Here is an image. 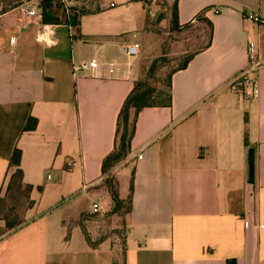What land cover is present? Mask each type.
I'll return each instance as SVG.
<instances>
[{"label": "crops", "instance_id": "obj_1", "mask_svg": "<svg viewBox=\"0 0 264 264\" xmlns=\"http://www.w3.org/2000/svg\"><path fill=\"white\" fill-rule=\"evenodd\" d=\"M41 2L0 0V191L18 148L34 201L30 221L0 240V264H264V67L257 100L230 89L247 66L250 40L264 62V21L247 18L256 12L264 20V0H178L180 27L207 18L212 39L173 74L172 104L137 115L122 172L131 210L118 248L95 241L89 223L100 212L119 113L139 78L124 47L162 17L169 21L175 0H166L165 16L161 0H57L85 10L83 37L44 23ZM92 59L103 63L102 76L75 72ZM30 117L37 125L26 130Z\"/></svg>", "mask_w": 264, "mask_h": 264}, {"label": "trees", "instance_id": "obj_2", "mask_svg": "<svg viewBox=\"0 0 264 264\" xmlns=\"http://www.w3.org/2000/svg\"><path fill=\"white\" fill-rule=\"evenodd\" d=\"M56 1V2H53ZM41 13L43 22L46 24H60L64 23L70 26L75 37H83L81 34V16L85 13V10H78L77 8H67L62 4H59L57 0H42ZM203 19L209 28V38L207 43L198 50L187 55L182 63L174 68L166 77L165 81L161 83L151 82L160 67L165 65V59L156 58L149 66L144 78L139 77L134 85L133 90L126 98L123 107L118 116L117 131L115 137V146L113 151L103 160V174L105 175L103 183L107 188L109 195L113 201L112 213H118L125 205V200L120 197L119 185L115 180V176L112 174V170L120 162L124 161L131 152V144L136 131V118L138 113L146 107L152 106H170L172 104V76L179 70L185 68L192 57L199 51L208 47L212 39L213 23L207 18ZM170 23L173 29H180L178 20V0H175L171 7ZM188 26V25H186ZM184 26V27H186ZM37 125V119L30 117L26 125V130L35 129ZM246 145L248 147V160H249V179L254 180L255 174V150L249 146L248 139L246 138ZM21 150L16 148L10 158V166L15 170L12 173L7 186V192L18 185V188L22 187L26 190V198L31 207L34 201L30 198V193L33 186L25 184L23 182V170L21 169ZM6 200L0 197V204ZM131 195L127 199V213L131 210ZM5 228L7 231H14L26 224L25 220L19 217L15 206H10L4 215ZM87 240L91 242L89 234L84 230ZM92 243V242H91ZM228 264H236L234 259L229 260Z\"/></svg>", "mask_w": 264, "mask_h": 264}, {"label": "rangeland", "instance_id": "obj_3", "mask_svg": "<svg viewBox=\"0 0 264 264\" xmlns=\"http://www.w3.org/2000/svg\"><path fill=\"white\" fill-rule=\"evenodd\" d=\"M161 4V15L165 16L166 0H161ZM67 8L71 9L72 7L68 6ZM208 38L209 28L204 20L180 29H173L170 20L165 21V18L163 20L162 17L158 23L149 26L144 36L138 40L140 44L139 55L133 59H135L137 63L139 77H145L149 66L156 58H163L165 59V65L158 69L154 79L151 80V82H156L160 86H163L161 83L165 81L167 75L174 68L178 67L187 55L203 47L207 43ZM124 162L125 161H122L117 165L120 166L118 172L121 170L118 177L112 171L119 185L120 196L126 201L124 207L118 213L111 212L113 201L103 183L101 191L102 197L100 198V212L94 216L93 220L89 223L91 234L95 241H109L114 243L117 248L123 244L128 207L129 179L127 180V178L122 177ZM26 195V190L23 187L19 189L18 185H15L14 188L8 192L7 188L0 191V197L6 200L4 203L0 204V218L4 217L10 206H15L19 217L24 219L27 224L31 217L26 216L28 206L30 205ZM76 196L77 195L73 197ZM69 201L70 200L66 198L60 204H65ZM10 232L12 231H7L5 228V221L0 219V240L5 238Z\"/></svg>", "mask_w": 264, "mask_h": 264}, {"label": "built area", "instance_id": "obj_4", "mask_svg": "<svg viewBox=\"0 0 264 264\" xmlns=\"http://www.w3.org/2000/svg\"><path fill=\"white\" fill-rule=\"evenodd\" d=\"M146 4L154 2V0H141ZM214 13H218V9L213 10ZM28 16H35L37 14V8H31L27 11ZM247 18L254 22H263L264 20L259 13L251 12L247 14ZM140 51V44L134 43L124 47V52L129 57H137ZM248 63L230 82V89L234 92L243 94L247 99L255 101L260 96V85L258 81V71L264 67V62L259 56L258 46L255 41L250 40L247 48ZM108 71L110 75H114L116 71V64L109 63ZM75 72H82L84 74H90L94 77H100L103 75V63L97 59L89 61H82L74 66ZM140 158L142 156H139ZM73 162L69 160L68 167H72ZM89 188L88 184L82 186V191H86ZM94 211H99V204L94 203Z\"/></svg>", "mask_w": 264, "mask_h": 264}]
</instances>
